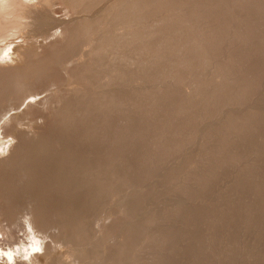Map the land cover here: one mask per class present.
Instances as JSON below:
<instances>
[{
  "label": "rangeland",
  "instance_id": "rangeland-1",
  "mask_svg": "<svg viewBox=\"0 0 264 264\" xmlns=\"http://www.w3.org/2000/svg\"><path fill=\"white\" fill-rule=\"evenodd\" d=\"M60 1L57 2V0H53V2H52V0H50L49 1L50 3L46 2L48 4V5L47 4L46 5L48 6L49 9H51L50 7L52 6V4L54 5V6H52V9H51V11L53 12V19L57 20V18H58V20H59L62 18L61 16H63L62 21H64L65 17H67L66 20L64 21V23H66L65 25L67 27L65 25H64L65 26L64 28L62 26H59V27H62L61 28V30H62L61 35L57 36L55 38H52V39H49V37H52L53 35L46 37V39L44 38L45 36L44 37L39 36L40 38H44V40L49 41L48 43L40 42L41 44H38V46H40V45L41 46L44 45V47L46 46L45 50H44L43 46L42 47L40 46L41 48H39L36 45L35 47L30 48L28 50V53L29 52L32 53L34 50L36 51L38 49V52H40L39 55L42 54L41 51H43V53L45 51L44 55H46V52H47L46 58L48 57L49 59H52V58H50L53 55L51 53H54L53 60L55 58H58V55L62 56L64 53H68L70 55L71 51H74V49H75L74 46H76V45L78 46V44L75 42V45L72 46L70 43L73 40H72V37L69 35L70 32L69 33L68 32L64 33V32L67 30H70L71 26H73V25H74L73 26L74 28H71V30L74 29V32L77 33V35L76 34L75 35L77 36V38L80 39V40L77 39L78 40L77 42H82L81 40H83L84 41L82 43V45H83L87 41V46H85L86 45V43H85V45L82 46L83 48L81 47L82 49L79 48L81 50L80 52H77V53L75 52L76 54H79V55L74 56L75 58L78 56V58H77L78 60L73 58L72 61L70 60V62L67 64L66 63L64 64V62L61 64V61H60V63H59L60 66H58L57 63L59 62V60H58L60 58V56H59V58L57 59L58 61L55 62L56 61L55 60L54 64H51L52 67H54L55 65H56V67L51 68V66H50L48 70L46 69L50 74V70L57 68V69H55V71L52 70L51 72H53V73L50 75L48 74L47 71L46 72L44 71L42 73L41 72L35 73L36 75L33 74L32 72H30L31 73L29 76V77H31L30 80L32 83L35 82L36 84H37V82L41 83L42 80L44 81V80H46V78L48 79V81H50V80L52 81V79L56 80V78H54V76L56 75L55 77H57V80L59 81V82H57V80H56L58 86H56V84H55L54 88L51 87L52 88L51 90L57 89L58 91L59 90L60 91L58 92L57 90H55V91H57V92L54 91L55 93L53 94L55 101L50 100V101H52V103L51 102H49V103L52 105L47 104L45 106V107H47L45 109V112H44L46 119L45 118L43 119V123H38L37 120H39V119H37L35 121V122H37V124L42 129H40V127H39L38 131H37L38 128L35 130H33V129L31 130V128L26 129L25 128L26 126L29 127L28 123L26 122V125H24L23 129H24V132H27L28 136L24 135V133H23L21 136L22 138H20V140L15 139L14 143H13L14 145L12 144L11 147H9V146L1 147L0 146L1 148H3V152L6 153L0 159V168H1L0 169V186H1L0 188H2L4 190V192H2V193L6 197L5 198L4 196L3 197L0 196V198H3V200L1 199L2 202L7 203L6 204V207H7L8 205L12 206L11 203L14 204V202L16 201L15 204L13 205V207H15V209L12 207V213L13 212L16 213L17 212L16 209L18 208L19 204L22 205L20 203V200L23 199L21 196L23 195V197L26 201L30 199V195H27L29 192V191L27 192V189L29 190L32 187L28 188L29 184L25 183L26 185L24 184L25 185L24 186V185H21L22 181L20 182V179L26 178L23 176L26 173V172H23L26 170V168L23 166V164L26 165L24 162V161H26L25 160L26 157H24V152L26 153L29 150L28 148L30 146H33L34 144H36V141H37L36 139L39 140V138H41V139L44 138V140H46L49 138V141H54V142H52V145H54V147L51 146V148H52V150H50L51 153L53 151H55V152H53L54 154H59V156H62V154L64 155V153L71 152L69 150H71L72 147H75L72 149H74L75 152L78 151L77 154L78 153L80 154V152L82 151L81 154L84 156V158L86 157L88 159V160L84 159L83 156L80 155L81 159L83 158V160H85V162L90 161L92 163V162H94V160L97 162V163L95 162V164L98 167L95 166L94 163H92V165H93V167L95 166V168L97 167V169H95V168L94 169L98 170L100 172V174H98L99 173L98 171L93 170V171H95L94 175H96V177L99 179V181L105 180V179H106V181L109 180L108 182H106V181L98 182V179H97L96 184H95L96 185V187H95L96 193H98L97 194L98 200L101 197L100 196L101 192L105 191V190H101V186H99L100 187L99 188L97 185L99 183H102V185L105 184L108 188L107 194H109V196L108 195L107 196L109 198L106 197V198H108L106 200V202H105V200H103L104 202L101 203L104 205L101 206V204L98 202L99 201L102 202V200L98 201L97 199L96 200L98 202L95 201V202H93V204H92V202H86V199L88 201V196H87V193L83 192L84 189H81V192H83L84 195H83V193H81L80 194L81 196L79 197L80 199L78 200V198H77L78 202L76 200L75 204L73 203V205L76 207V208L75 207H73V208L79 209V210H81V212H83V210L85 212L87 211L86 215L88 213L91 214L92 217L96 216L95 214H98L99 217L101 216V214H103V216L105 215L104 217L101 216L102 219L103 218L105 219L104 222H102V225L100 224V222H98V225L97 224L96 225H90L93 223H89V224L86 223L85 224V222H87V221L90 222L92 220V218H89V219H86L83 221L85 226L90 225V226H87L89 230L92 229L91 233L88 230L89 234H91V235L92 234L93 235L98 234V235H96L97 237L96 236L93 237L94 241H97L100 239L99 244L102 242L101 243L102 245H98L99 247L97 246L95 248V250L100 251V249L103 248L102 251H100L101 253L98 251L99 253L97 255H100V256H98V257L96 256L93 259H89L90 260L89 262L87 260L88 264H97V263L98 264H106L105 261L109 262V261H111V259H114V261L112 260L111 261L112 263H109V264H116V263L120 264V263H122V261L124 264H128L129 261H132L129 264H132V263L133 264L134 263L135 264L136 263L137 264H264V0H169V1L168 0H152V1L151 0H121V1L120 0H113V1L107 0V3H106V0H98V1L97 0H81L84 6H85V4H87L86 5L87 11L83 12V14L79 15V18H78L79 20H72V19H75L73 17L74 14H72L73 12H69V10H66V9H71V8L67 7L68 5L64 6V8H63V4L65 2L62 4V1H61V3H60ZM118 1L120 3H118ZM109 2H112V3H109ZM124 2H126L127 4H125ZM113 3H117L119 7L118 6L117 7L113 6V8H112V6H111V8L107 7V6L112 5ZM121 4H124V6ZM83 5L81 6V8H86ZM114 5H116V4H114ZM65 7H67V8L65 9ZM103 7H105L104 10H103ZM107 8H108L109 12H108ZM75 10L76 9H74V11ZM114 10H115V13H114ZM71 11H72V9H71ZM69 14L70 15L72 14L73 16L72 15L70 16ZM70 17H71V19H70ZM80 17H81V19H80ZM85 17H87V18H85ZM28 18H29V21L31 20L30 21L31 24H33L35 22V21L32 22L33 19L31 17H28ZM125 18H126V20H125ZM122 20L123 21L125 20V21L122 22ZM177 20H178V22H177ZM72 21H73V23H72ZM77 21L79 23H77ZM95 21H97V22H95ZM102 21H104V23ZM69 22L71 23L70 27H69V25H70ZM35 23L33 24L34 26L33 25L31 26V30H33V31L37 30V27H38L37 23L35 26ZM117 23H118V25H117ZM220 25H221V27H220ZM250 25H252V26H250ZM108 26L109 27L111 26V27L109 28ZM33 27H35L36 29H34ZM57 27L58 26H56L53 29L50 27V29H51V30H49L50 33H54L53 30L56 29ZM75 27H79V28H75ZM120 30H121V32H120ZM110 32H112V33H110ZM125 32H126V35H124ZM35 33L36 32H34V35H36ZM120 33H123V35L125 36V38H124L125 40L123 41L124 45L122 46V42H120V41H122V39H123L122 38V39H119L120 40L119 41V47H117L115 44L118 45V43H116L117 39L115 37H117V35H118V37L120 38ZM127 33L129 34V36ZM133 33H134V36H133ZM28 34H29V32L27 33L26 37L28 36ZM30 34H29V37H34L33 33L30 32ZM78 34H80V35H78ZM107 34H108V36H107ZM112 34H113V36H112ZM123 35H121V37ZM131 36H133V38H131ZM29 37L26 39L27 41H30ZM86 37H88L89 42H88V39ZM127 37H129V39ZM35 38H36V36H35ZM35 38H33L34 42H35ZM137 38L139 39V41ZM100 39H102V40L100 41ZM31 40H32V38H31ZM93 40H94V42H92ZM35 43H37V42H35ZM56 43H57V46L55 47ZM88 43H90L89 44L90 46H88ZM92 43H94V44H92ZM120 43H121V46H120ZM52 47H54V48L52 49ZM93 47L94 48L100 47L99 48L100 50L99 51L97 50L98 51L97 52ZM79 49H78V51H79ZM31 50H32V52H31ZM88 50H90V51H88ZM199 50L202 52H199ZM54 51H58V53H56ZM85 51H87L89 53L92 51V56L95 55V56H93L95 59L93 58L91 63H93L95 61L96 62L93 63L92 65L90 64V66H89V70H90L89 72L90 73L88 72L89 73L88 75H86V73L84 74V72H82V74L80 73V75H79L80 69L78 70L77 68H80L79 65L81 66L82 65L81 63L86 61L87 60L86 58H88L87 52H85ZM252 51H254V52H252ZM48 52H50V53H48ZM100 52H102V54ZM124 53H125V55L127 53V55H126L127 57L124 56ZM163 53H165V54H163ZM48 54H50V57L48 56ZM82 54L83 55L86 54L85 57L86 56L87 57L85 58L83 56V58H84L83 59L81 57ZM31 56L34 59H38V57H39V56H37V54H34V53H32L30 55V57ZM63 56L66 57L68 55H63ZM111 56H113V57H111ZM121 56H123L122 59H121ZM79 57H81L82 59H79ZM175 57H177V58H175ZM110 58H112V59H110ZM60 59H62V57ZM73 60H74V62L76 61L75 63L77 64V65L75 64L74 67H72L74 64ZM102 60H103V62L106 60L104 65L102 64L103 63ZM130 60H132L133 64L130 63L131 62ZM97 61H99V62H97ZM100 61L102 63H100ZM136 62H138V63H136ZM78 63H79V65H78ZM119 63H120V65H119ZM68 65H71V66H68ZM121 65H122V68H121ZM57 66L59 67V69ZM115 66H116V69H115ZM124 66H125V69H123ZM74 68H76L75 71H74ZM145 68H146V70H145ZM91 69H92V71H91ZM99 69H101V70H99ZM118 69L119 70L121 69L120 71L122 74L120 73V71H118ZM57 70H59V71H57ZM115 70H117V71H115ZM61 71H62V73H61ZM106 71L107 72L112 71V72L107 73ZM77 72H78V75H77ZM94 72H95V74H94ZM205 72H206V74H205ZM45 73H47V74L45 75ZM74 73L76 75H74V77H73L72 74H74ZM98 73L100 75V78H99ZM57 74H59V75H57ZM108 74H109V76L107 78L106 75H108ZM120 74H121V76H120ZM89 75H91V76H89ZM110 75H112V76H110ZM44 76L45 77L47 76V77L45 78ZM75 76H77V77H75ZM87 77H89V78H87ZM95 77L97 79H99L100 83L102 81L101 84L104 85V87H102V88L104 89V92H106L107 99L109 101H106L105 106H104L105 109H102V108H104V107H102V108H100L101 110L92 108L91 106H93V105L90 104V106H88V107H91V108H88V110L90 109L89 113L91 112V114H86L88 112L87 110H85L86 113L84 112L82 114L80 112V110H83V109H80L78 107V102L81 101L80 99H83L81 96L82 93L80 94V92H76L77 89H75V91H73L74 90L73 88H75V87H79V88L83 87L84 88L86 85L91 83L90 82L91 79L95 80ZM190 77H192V78H190ZM55 80H53V81L55 82ZM94 80H92V82H94ZM106 80H107V82H106ZM110 80H112V81H110ZM73 81L77 82V83H73ZM214 81H215V83H214ZM189 82H191V83H189ZM59 83H60V85H59ZM82 84L84 86H81ZM106 84H107V86H106ZM149 85H150V87H149ZM114 86H116V87H114ZM71 87H73V88H71ZM70 88L73 89L71 92H69ZM62 89H63V92L60 93L62 91ZM161 89H162V91H161ZM51 90H49L46 93L50 94ZM174 92H175V94H173ZM46 93H44L45 97H46ZM57 93H59V94H57ZM70 93L72 96L70 95ZM108 93H110L111 95ZM49 94H47V95H49ZM56 94L58 95L57 98L55 97ZM163 94H164V96H162ZM73 95H75V96H73ZM145 95H146V97H145ZM77 96L80 99L76 100L78 98ZM139 96H141V97H139ZM42 97L44 98L43 95H42ZM83 97H85V95H83ZM56 99H57L58 103H56ZM170 101L172 102V104ZM175 101L177 102V104L175 103ZM68 102H70L69 105H68ZM157 103H159V104H157ZM64 104H65V106H64ZM167 106H169V108ZM83 107H85V106H83ZM174 107H175V109H174ZM188 109H189V111H187ZM64 110H65V114H64ZM72 110H74V113L76 115L74 113H72L73 112ZM108 110H109V112H108ZM66 111H68V112H66ZM92 112H94V113H92ZM68 113H70L71 115ZM59 114H61L60 117H59ZM84 114H86V116ZM93 114H95V115H93ZM56 116H58L57 118L59 121L55 120V119H57ZM61 116L64 117V119H62ZM66 116H68V117H66ZM78 116H80V117L82 116L81 119H79L80 117H78ZM170 116H171V118H170ZM71 117H72V119L75 118V120H72ZM95 117H96V119H95ZM146 117H147V119H146ZM83 118L87 121L83 120ZM93 118L95 119V121ZM105 118H106V121H108V123L105 121ZM66 119H68L67 120L68 122L66 121ZM63 120L66 122H64ZM73 121H75V122H73ZM83 121L85 123H83ZM91 121H93V122L91 123ZM46 122H48L50 124L47 125ZM56 122H60V123H56ZM93 123H95V125ZM44 124H46L48 127L46 125L44 126ZM102 124L103 125L105 124V125L103 126ZM72 125L76 127V128L74 127L75 130L73 129ZM97 125H99V126H97ZM52 126L53 127L55 126L54 128L55 129L57 128L58 131L56 132L57 129L55 130ZM61 126L63 127V129ZM47 128H48V130H47ZM80 128H82L83 130ZM87 128H89V129H87ZM90 128L91 129L95 128V129H93L94 130L93 133H92V131H90ZM61 129H62V131H61ZM65 129H67L69 132ZM44 130H47V131H44ZM50 130H52V131L54 130L55 132H53V134H52V131H50ZM87 130L90 133L87 132ZM35 131H37L38 133ZM76 131H78V133H76ZM83 131L86 132V134L83 133L84 136L83 135L81 136ZM103 131L105 133L107 132L108 135L103 133ZM116 131H118V132H116ZM121 131H122V133H120ZM187 132H188V134H187ZM66 133H68V134H66ZM119 133L121 134V136ZM143 133H146V134H143ZM197 133H198V135H197ZM47 134H49L50 136ZM94 134L95 135L98 134V136H95ZM99 134H101V135L103 134V135L101 136ZM122 134H123V136H122ZM34 135H35V137H33ZM69 135H70V137H66ZM76 135H77V137H76ZM86 135H87V137H86ZM59 136H62V137L59 138ZM78 136H80V137L78 138ZM112 136H115V137L112 138ZM117 136H119V137H117ZM138 136H139V138H138ZM73 137H75L76 140ZM83 137L84 138L86 137V138L84 139ZM29 138L30 139L33 138V139L29 140ZM68 138L70 139L71 142L69 141ZM94 138H96V139H94ZM110 138H112V139H110ZM26 139H27V142H26L27 145L25 144ZM80 139H82V140H80ZM89 139L90 140L92 139L91 140L92 143H89L90 146L87 144V142H89ZM64 140H66V141H64ZM83 140H86V141H83ZM2 141H3V138H2ZM23 141H24V143L22 144L23 146H21L20 143H22ZM32 141H34L35 143L34 144L32 143V145H31ZM56 141H57V143H56ZM74 141H76V142H74ZM93 141L96 144L93 143ZM169 141H170V143H169ZM65 142H66V144H65ZM114 142H116V143H114ZM137 142L139 145L137 144ZM63 143H64V145H63ZM74 143L76 146H72ZM130 143H132V144H130ZM251 143H252V146H251ZM24 144L26 146H28V145H30V146L26 147ZM79 144H81V145H79ZM91 144H93L94 146H91ZM99 144H101V145H99ZM67 145H69V146H67ZM19 146H21V147H19ZM59 146H60V149H59ZM88 147L90 149V155L92 152H94L92 154L94 157L88 155V153H89V150L87 149ZM16 148H19L20 150L16 149ZM21 148H22L23 152H22ZM137 148H139V149H137ZM245 148H246V150H245ZM5 149H6V151H4ZM9 149L10 150L15 149V150L10 151ZM66 149H69V150H66ZM8 150H9V152H8L9 154L7 153ZM57 150L59 153L57 152ZM64 150H65V152H64ZM15 151H17V152L20 151L19 153H22V154L19 156H23V158L22 157L20 158L22 160L16 159V161H18V162L14 163V165L13 164L11 165L10 163H12L14 161V159H13V161L11 162V159H10L12 154L13 153L19 154ZM72 152H73V150H72ZM10 154H11V156H10ZM15 154H14V156H16ZM85 154H87V155L85 156ZM109 154H111V155H109ZM112 154H114V155L112 156ZM89 156L91 157V159H93V158L94 159L91 161V159H89L90 158ZM170 156H172V157H170ZM109 157H110V159H109ZM112 157H115V158H112ZM117 158L118 159L120 158L122 160H117ZM184 158H186V159H184ZM83 160H80V161L83 162ZM109 160L110 161L112 160L114 163L112 161L110 162ZM115 160H117V161H115ZM107 161H109V163H112L110 165L112 167V168L110 167L111 168L110 170H108L109 169V165H108L109 163ZM82 162H81V164H79V166L76 167V168L79 167L82 169V170H80L78 168L79 171H82L81 173H83L84 169L86 170V168H87V166L86 167L85 166L80 167L82 165ZM175 163H176V167H175ZM83 164L85 165V163H83ZM105 164L108 165V169L105 167ZM4 166H5V168H3ZM14 166L17 167L16 168L17 170L16 169H14V170L16 171V173H18V175L16 174L15 177L18 176L17 178H19V180L15 177H11V178H13V180H11V178L8 177L10 175V172L13 174V172L10 170H13ZM22 166L24 168H21ZM170 167H171V169H169ZM2 169L8 170V171L2 170ZM40 169H42V167H40L39 170ZM119 169L122 171H120ZM123 169H125V171ZM131 169H132V171H131ZM116 170H117V172H116ZM17 171H20V172H17ZM105 171L108 173H106ZM149 171H151V172H149ZM22 172H23V174H22ZM39 172H41V170ZM121 172H122V174H121ZM46 173H48V172L46 171ZM104 173H106L108 176ZM14 174H15V172H14ZM19 174H21V175H19ZM64 174H67V172H65ZM5 175L11 181L15 180V182L18 183L19 186L16 184L17 188H19L21 186H22V188H20V189L16 188L15 189L14 188V187H16V186H14L15 184L12 185L11 181L7 180L5 178ZM97 175H99V176H97ZM105 175L107 176V178L105 177ZM111 175H113V176H111ZM125 175H127L126 178L124 177ZM58 176H59V174H58ZM61 176L63 177V175H60L59 177L62 178ZM64 176H65V178L67 177V175H64ZM114 176H117V177L114 178ZM119 176L121 178L120 179L121 181H118ZM177 176H178V178H177ZM2 177H3V179H2ZM128 177L129 178L132 177L131 180ZM133 177H134L135 181L133 180ZM182 177H184V178H182ZM67 178L65 181H67ZM79 178H80V175H79ZM113 178H114V180H113ZM122 179H123V181H122ZM43 180H41V181H43ZM49 180L48 179L44 180V181H47V184H46V182H45L46 185L44 184L46 187L48 186L49 183L51 185L55 183V181H53V179L50 181ZM3 181L7 182V183L10 181V183H8V184L12 185L14 187L10 188L12 186H9L8 184H7V186L4 185ZM41 181H40V184H41ZM44 181L42 182V184L44 183ZM127 181H129L128 184H127ZM1 182H2V185H1ZM36 182L39 184L38 181H36ZM51 182H53V183H51ZM117 182L119 184V187L117 185ZM120 182H121V184H120ZM130 182H132V183H130ZM35 183L33 184V186L36 185ZM112 183H115L117 186L115 184H112ZM133 183H135V184H133ZM146 183H148V184H146ZM165 184H166V186H165ZM178 184H180V185H178ZM30 185L32 186V184H30ZM109 185H110V188L108 187ZM111 185H113V186H111ZM126 185H127V187H126ZM3 186H5V187H3ZM142 186H143V188L141 191ZM5 188H7V189H5ZM8 188H9V191L13 190V189L16 190V191H14V194H16L15 192H17V190H20V191L22 190L23 192H20V191L17 192V193L21 194V195H19V197H21L22 199H19L18 197H16V196H18V194L14 196L13 192H8L9 194H8V196H6ZM48 188H49V186H48ZM130 188H133V189L130 190ZM202 188H203V190H202ZM102 189H104V188L102 187ZM117 190L118 191L121 190V191L118 192ZM124 190H125V193H124ZM129 191H131V192H129ZM135 191H137V193ZM261 191H263V192H261ZM35 192H37V190H35ZM49 192L50 191L46 192V193H48L47 195L45 194L46 197L44 196V194L42 192H39V193H40V195H41V193L43 195L40 196V195H38L39 194L38 193V194H34L33 197H35V195H37L38 197L40 196V198H42L43 200L40 198H38V199L42 200L43 202L45 201L44 199L46 198V201H45L46 205L45 206L49 207V205H47V202L49 201V198L52 195H55V192H52V191H51V193H49ZM113 192H115V194ZM126 192L127 193L129 192L131 194L128 195L129 193L127 194ZM52 193H54V194H52ZM120 193H122V194H120ZM140 193L141 194L144 193V194H142L143 198H142ZM152 193H153V195H152ZM166 193H168V194H166ZM3 194H0V195H3ZM102 194H104V193L102 192ZM123 194H124V196L128 195L127 197H128V199L129 198L130 199L129 200L126 199L125 202L123 204H121L123 201L121 200L122 197H120V196H122ZM9 195H12L11 197H14V198H7V197H10ZM131 195L133 196V198H135V201H134V199L132 200ZM47 196L48 197L50 196V197L48 198ZM55 196H58V195H55ZM144 196L147 199H145ZM53 197L54 196H52V198ZM81 197L83 199H84V197H87V198H85L83 200ZM17 198H18L19 202L17 201ZM54 198L58 199L59 196L54 197ZM148 198H149V200H148ZM175 198H176V200H175ZM9 199L10 200L13 199L14 201H10ZM119 199L122 201V202L119 201V203L121 202L119 204L120 206L117 204ZM22 201H24V200H22ZM50 201L52 202L51 198H50ZM129 201H131L130 204L133 203V204H131V206H133L134 208H132L130 205H128ZM51 202H50V204H51ZM113 202H116L117 205L114 204V206H113ZM143 202H144V204L142 205ZM182 203H184V204H182ZM83 204H85V205H83ZM88 204L91 206L89 207ZM98 204H100V205H98ZM171 204H173V205H171ZM227 204H229V205L227 206ZM78 205H80V206H78ZM123 205H124V207H123ZM140 205L142 208L140 207ZM51 206H50V208H52ZM116 206H118V207H116ZM137 206H139L140 208L139 207L137 208ZM99 207H101V208L99 209ZM153 207H155V208H153ZM95 208H96V210H95ZM127 208H128V210H126ZM19 209L20 208H18V211H20ZM97 210H99V211H97ZM92 212L93 213L97 212V213L93 214ZM15 213H13V215H15ZM99 213H100V215H99ZM129 213H132V214H129ZM54 215L55 214H53L52 217ZM126 215H128V216H126ZM17 216H19V215L17 214ZM79 216H77V217H79ZM106 216H107L108 220H107ZM131 216H132V220H131ZM52 217H51V219H54V221L57 220V218L55 216H54L55 218L54 217L52 218ZM128 217L130 219H128ZM133 217H135V218H133ZM69 219L71 220L72 218H69ZM69 219H67L66 221H68ZM99 219L101 220V218H99ZM164 219H165V221H164ZM125 220H127V221L125 222ZM159 220L161 221V223ZM119 221H120V223H119ZM130 221L132 224L130 223ZM127 222L129 223L128 225H126ZM154 222L156 224H154ZM2 223L6 224L7 222L6 223L2 222ZM77 223L75 221L73 223L74 226L77 227ZM129 225L132 227L129 228ZM52 226H54V225H52ZM126 226L128 227V230H127ZM133 226H134V228H133ZM143 226L146 227L144 230H143V228H144ZM93 227H95V229H96L95 233H93L94 232ZM54 228H53L52 233H51V230H52L51 228H49V229H51L50 231L48 229V232L52 235L58 236L60 233V229L57 226L56 227L54 226ZM97 229H99V230H97ZM137 229L138 230L141 229V230L138 231ZM152 229H154V230H152ZM130 230H131V232H130ZM142 230H143V232H142ZM107 231H108V233H107ZM134 232L135 233L138 232L136 234L138 236L139 235L140 236L138 237L136 234H134ZM150 232H151V234H150ZM19 233H22V230L18 231V230H16V228L15 229L13 228V231L11 230V231L7 232L8 235L10 234L9 238L7 240L3 241L4 243L3 242L0 243V246H3V244L12 245L15 241L20 240L21 238L24 239L25 235L21 236V234H19ZM14 235H16V236H14ZM62 235H64V233ZM152 236H154V237H152ZM160 236H162V237H160ZM11 237H14L13 240ZM103 237H105V239ZM133 237L134 238L138 237V239L136 238V240H135ZM124 239H125V241H124ZM49 240H48V242H49ZM61 240L62 241H58L59 244H58V242H57V244L63 246V250H61L59 247L56 246L57 251L53 255L56 259L63 256L66 252H68V250H70V252H72L71 249H73V250L82 249V247H83L82 245H78V244L74 245L73 242L72 243L69 242L68 244H70V245H68L67 242H65L64 237ZM122 241L124 242L125 246L123 245ZM130 241H132V242H130ZM60 242H61V244H60ZM62 242L63 243L65 242L64 244H66V245H63ZM103 242H105V243L103 244ZM134 242H135V244H134ZM145 242H146V244H145ZM119 245H120V247H119ZM165 245H167V246H165ZM80 246H82V247H80ZM121 246H123L124 248H122ZM167 248H169V249H167ZM123 249H124V251H123ZM118 250H119V252L122 250L121 251L122 254L119 252H116ZM148 251H150L149 252L150 255L148 254ZM113 252L114 253L116 252L115 257L113 255L114 254ZM127 252H129V253H127ZM126 253H127V255H126ZM119 254L121 256L124 255V256H122L123 258ZM69 255L71 256V254H69ZM79 255L81 257V254H79ZM108 255L110 257L113 255V257H111V259H108L109 261L105 260V257L106 256L108 257ZM116 257L121 259V262H118L120 260L117 259ZM124 257H125V259H124ZM73 259H72L73 263L71 262V264H74V263L75 264H82V263L84 264V262H82V260H81L82 258L79 259V258L73 257ZM115 261H116V263H115ZM93 262H95V263H93Z\"/></svg>",
  "mask_w": 264,
  "mask_h": 264
},
{
  "label": "bare ground",
  "instance_id": "bare-ground-1",
  "mask_svg": "<svg viewBox=\"0 0 264 264\" xmlns=\"http://www.w3.org/2000/svg\"><path fill=\"white\" fill-rule=\"evenodd\" d=\"M50 0H37V2L35 3V4H32V3H27V4H24L23 3V0H18V2L19 3H21L22 5H23V7H22V9H20V8H18L17 9V14H19L21 11H22V14L24 15V16H26V17H31L32 19H33V21L32 22H36L37 23V30H31V26L35 23H33V24H29V26H28V30H27V32L24 34V39H25V41H27L26 39L29 37V34H30V32L31 33H33V36L34 37H29V39H30V41H27L26 43H24V44H20V45H18L17 47H16V49L14 50L17 54H18V59H17V61H16V63L14 64V65H6V66H0V120H2L3 121V123L2 124H0V131H2V136H3V141H2V139L0 140V146L1 147H7V146H9V147H11L12 146V144L14 143L13 141L15 140V139H18V140H20V138H22L21 136H22V134L24 133V135H27L28 136V134H27V132H24V129H23V127H24V125H26V122L28 123V126L29 127H25L26 129L27 128H31V130L33 129V130H35V129H37V131L39 130V125L37 124V122H38V120L37 119H40V118H42V119H44L45 118V115H44V112H45V109L47 108V107H45L47 104H50L49 102H51L52 103V101L54 100L55 101V98H54V93L55 92H57L58 90L57 89H55V90H57V91H55V90H51L52 88H54V85L56 84V86H58V84H57V82H59L58 80H57V77H55L54 76V78H56V80H57V82H56V80L55 79H52V81L50 80V81H48V79L46 78V80H42V82L40 83H38L37 82V84L34 82V83H32L31 82V77H29L30 76V72H32L33 74H35V73H42V72H46L48 69H49V67L51 66V68H54V67H56V65L54 66V67H52V65L51 64H54V61L55 62H57L58 60H59V62L57 63L58 64V66H60L59 65V63H60V61H61V64L64 62V64L66 63H69L70 62V60L72 61V59L73 58H75L74 56L75 55H79V54H76L77 52H80L81 50L80 49H82L83 47V45H85V43H86V45L85 46H87V41L82 45V43L84 42L83 40H81L82 42H77L78 40H80L79 38H77V33H75L74 32V29H72L71 30V28H74L73 26H71V21L69 22L70 23V25H69V27L71 26V28H70V30H67V31H65L64 33H66V32H70L69 33V35L72 37V40L73 41H71V45L72 46H74L75 45V42L78 44V46L76 45V46H74L75 47V49H74V51H71V53H70V55L68 54V53H64L63 55H68V56H66V57H64L63 55L62 56H60V55H58V58H59V56H60V58L62 57V59H58V58H55L54 60H53V55H54V53H51V54H53L52 55V57H50V54H48V56L50 57V58H52V59H49L48 57L46 58V55H47V52H46V55H44L45 54V51H44V53H43V51H41V53L42 54H40L39 55V53L40 52H38V49L35 51H33L32 52V50H31V52L32 53H34V54H37V56H39L38 57V59H34V58H32V56L30 57V55L32 54V53H28V50L30 49V48H33V47H35L36 45L38 46V44H41V43H35L33 40V38H35V36L36 37H39V36H45L44 38L46 39V37H48V36H51V35H54V33H50V31L49 30H51L50 29V27L53 29V28H55L56 26H62L63 28L66 26L65 24L66 23H64V21L66 20V18H65V20L64 21H62V19H63V16H61L62 18L61 19H59L58 20V18H57V20H55V19H53V12L51 11V9H52V6H54L53 4H52V6L50 7L51 9H49L48 8V4L46 3V2H49ZM60 1V0H59ZM58 0H57V2H59ZM62 1V4H63V8H64V6H67V7H69V8H71L72 9V11H71V9H66L67 7H65V9L66 10H69V12H73L72 14H74V18L75 19H72V20H79L78 18H79V15H81V14H83V12H86L87 10V4H85V6L83 5V3H82V1L81 0H61ZM61 1H60V3H61ZM98 1V0H97ZM96 1V2H97ZM109 1H113V0H109ZM121 1V0H120ZM152 1V0H151ZM169 1V0H168ZM52 2H53V0H52ZM95 2V3H96ZM105 2V1H104ZM115 2V1H114ZM127 2V1H126ZM126 2H124L125 4H127ZM154 2V1H153ZM50 3V2H49ZM106 3H107V0H106ZM109 3H112V2H109ZM118 3H120L119 1H118ZM157 3V2H156ZM47 4V5H46ZM56 4V3H55ZM66 4V5H65ZM102 4V3H101ZM114 4H116V5H114ZM158 4V3H157ZM170 4V3H169ZM84 6V7H86V8H81V6ZM121 5H123L124 6V4H121ZM120 5V6H121ZM175 5V4H174ZM187 5V4H186ZM225 5V4H224ZM240 5V4H239ZM56 6V5H55ZM99 6V5H98ZM111 6H112V8H113V6L114 7H117L118 6V4L117 3H113L112 5H110V6H107L108 8L110 7L111 8ZM136 6V5H135ZM62 7V6H61ZM60 7V8H61ZM119 7V6H118ZM155 7V6H154ZM161 7V6H160ZM55 8V7H54ZM53 8V9H54ZM104 8L105 7H103V10H104ZM108 8H107V10H108ZM121 8V7H120ZM151 8V7H150ZM214 8V7H213ZM74 9H76L75 11H74ZM84 9V10H83ZM101 9V8H100ZM122 9V8H121ZM128 9V8H127ZM235 9V8H234ZM82 10V11H81ZM118 10V9H117ZM129 10V9H128ZM96 11V10H95ZM221 11V10H220ZM108 12H109V10H108ZM122 12V11H121ZM58 13V12H57ZM114 13H115V10H114ZM125 13V12H124ZM220 13V12H219ZM218 13V14H219ZM233 13V12H232ZM56 14V13H55ZM99 14V13H98ZM102 14V13H101ZM128 14V13H127ZM244 14V13H243ZM63 15V14H62ZM70 15V14H69ZM70 15V16H71ZM119 15V14H118ZM223 15V14H222ZM248 15V14H247ZM91 16V15H90ZM100 16V15H99ZM126 16V15H125ZM200 16V15H199ZM254 16V15H253ZM55 17V16H54ZM84 17V16H83ZM108 17V16H107ZM56 18V17H55ZM85 18H87V17H85ZM97 18V17H96ZM123 18V17H122ZM127 18V17H126ZM126 18H125V20H126ZM130 18V17H129ZM163 18V17H162ZM69 19V18H68ZM70 19H71V17H70ZM80 19H81V17H80ZM108 19V18H107ZM167 19V18H166ZM210 19V18H209ZM99 20V19H98ZM121 20V19H120ZM124 20V21H125ZM133 20V19H132ZM169 20V19H168ZM31 21V20H30ZM123 20H122V22H124ZM150 21V20H149ZM181 21V20H180ZM203 21V20H202ZM228 21V20H227ZM95 22H97V21H95ZM103 23H104V21H102ZM162 22V21H161ZM177 22H178V20H177ZM221 22V21H220ZM36 23H35V26H36ZM72 23H73V21H72ZM77 23H79L78 21H77ZM99 23V22H98ZM111 23V22H110ZM154 23V22H153ZM163 23V22H162ZM188 23V22H187ZM196 23V22H195ZM247 23V22H246ZM89 24V23H88ZM91 24V23H90ZM96 24V23H95ZM107 24V23H106ZM122 24V23H121ZM160 24V23H159ZM65 25V26H64ZM78 25V24H77ZM84 25V24H83ZM100 25V24H99ZM103 25V24H102ZM117 25H118V23H117ZM130 25V24H129ZM155 25V24H154ZM34 26V25H33ZM81 26V25H80ZM92 26V25H91ZM90 26V27H91ZM98 26V25H97ZM237 26V25H236ZM250 26H252V25H250ZM9 27H10V25L9 24H6L3 20H0V32H2V33H4V34H6L7 33V31H8V29H9ZM57 27V28H58ZM62 27H59L60 29L62 28ZM67 27V26H66ZM109 27V26H108ZM111 27V26H110ZM109 27V28H110ZM113 27V26H112ZM117 27V26H116ZM130 27V26H129ZM128 27V28H129ZM176 27V26H175ZM185 27V26H184ZM220 27H221V25H220ZM34 29H36L35 27H33ZM75 28H79V27H75ZM105 28V27H104ZM103 28V29H104ZM118 28V27H117ZM116 28V29H117ZM159 28V27H158ZM69 29V28H68ZM86 29V28H85ZM92 29V28H91ZM107 29V28H106ZM126 29V28H125ZM88 30V29H87ZM86 30V31H87ZM101 30V29H100ZM108 30V29H107ZM110 30V29H109ZM130 30V29H129ZM128 30V31H129ZM164 30V29H163ZM54 31V30H53ZM81 31V30H80ZM116 31V30H115ZM125 31V30H124ZM134 31V30H133ZM183 31V30H182ZM29 32V34H28V36L26 37V35H27V33ZM34 32H36L35 34L36 35H34ZM119 32V31H118ZM120 32H121V30H120ZM110 33H112V32H110ZM132 33V32H131ZM135 33V32H134ZM134 33H133V36H134ZM76 34V35H75ZM128 34V33H127ZM139 34V33H138ZM143 34V33H142ZM149 34V33H148ZM239 34V33H238ZM31 35V34H30ZM75 35V36H74ZM78 35H80V34H78ZM121 35H123V33H120V38L118 37V35H117V37H115L116 39H117V42L116 43H118V45L117 44H115L117 47H119V39H122V41H120V42H122V46L124 45L123 43V41L125 40L124 38H125V36L124 35H126V32H125V34L121 37ZM140 35V34H139ZM172 35V34H171ZM180 35V34H179ZM95 36V35H94ZM107 36H108V34H107ZM112 36H113V34H112ZM128 36H129V34H128ZM133 36H131V38H133ZM184 36V35H183ZM251 36V35H250ZM57 37V36H56ZM66 37V36H65ZM141 37V36H140ZM173 37V36H172ZM31 38H32V40H31ZM43 38V39H44ZM85 38V37H84ZM87 39H88V37H86ZM90 38V37H89ZM95 38V37H94ZM128 39H129V37H127ZM126 38V39H127ZM136 38V37H135ZM142 38V37H141ZM144 38V37H143ZM169 38V37H168ZM177 38V37H176ZM196 38V37H195ZM78 39V40H77ZM86 39V40H87ZM93 39V38H92ZM138 39V38H137ZM149 39V38H148ZM175 39V38H174ZM181 39V38H180ZM102 39H100V41H101ZM141 40V39H140ZM150 40V39H149ZM196 40V39H195ZM32 41V42H31ZM127 41V40H126ZM138 41H139V39H138ZM169 41V40H168ZM202 41V40H201ZM250 41V40H249ZM88 42H89V39H88ZM91 42V41H90ZM92 42H94V40L92 41ZM97 42V41H96ZM112 42V41H111ZM128 42V41H127ZM126 42V43H127ZM178 42V41H177ZM100 43V42H99ZM98 43V44H99ZM162 43V42H161ZM173 43V42H172ZM43 44V43H42ZM90 43H88V46H90L89 45ZM92 44H94V43H92ZM137 44V43H136ZM135 44V45H136ZM143 44V43H142ZM149 44V43H148ZM168 44V43H167ZM54 45V44H53ZM60 45V44H59ZM109 45V44H108ZM129 45V44H128ZM175 45V44H174ZM41 46V45H40ZM40 46H38L39 48H41L42 46L44 47V45H42L41 47ZM57 46V43H56V45H55V47ZM94 46V45H93ZM106 46V45H105ZM120 46H121V43H120ZM131 46V45H130ZM137 46V45H136ZM159 46V45H158ZM243 46V45H242ZM46 47V46H45ZM45 47H44V50H45ZM51 47V46H50ZM82 47V48H81ZM173 47V46H172ZM54 47H52V49H53ZM80 48V49H79ZM90 48V47H89ZM94 48V47H93ZM100 47H96V48H94L96 51L98 50H100L99 49ZM108 48V47H107ZM260 48V47H259ZM64 49V48H63ZM68 49V48H67ZM78 49H79V51H78ZM93 49V50H94ZM120 49V48H119ZM188 49V48H187ZM107 50V49H106ZM114 50V49H113ZM116 50V49H115ZM121 50V49H120ZM123 50V49H122ZM204 50V49H203ZM51 51V50H50ZM69 51V50H68ZM88 51H90V50H88ZM97 51V52H98ZM127 51V50H126ZM140 51V50H139ZM165 51V50H164ZM189 51V50H188ZM225 51V50H224ZM245 51V50H244ZM36 52V53H35ZM53 52V51H52ZM54 52H56V53H58V51H54ZM65 52V51H64ZM67 52V51H66ZM76 52V53H75ZM84 52V51H83ZM85 52H87V51H85ZM94 52V51H93ZM118 52V51H117ZM153 52V51H152ZM199 52H202V51H200L199 50ZM246 52V51H245ZM252 52H254V51H252ZM256 52V51H255ZM48 53H50V52H48ZM55 53V54H56ZM82 53V52H81ZM89 52H87V56H88V58H86L85 57V55L86 54H82V58H83V56L87 59H85L86 61H84L83 63H81L82 65L80 66L79 65V63H78V65H79V67L80 68H77L76 66V68L79 70L80 69V72H79V75H80V73L82 74V72H84V74L86 73V75H88L90 72V70H89V66H90V64L92 65L93 63H95V62H93V63H91L92 62V60H93V56H95V55H93L92 56V51L88 54ZM101 54H102V52H100ZM104 53V52H103ZM61 54V53H60ZM123 54V53H122ZM121 54V55H122ZM163 54H165V53H163ZM245 54V53H244ZM120 55V54H119ZM126 55H127V53H126ZM125 55V53H124V56H126ZM154 55V54H153ZM169 55V54H168ZM167 55V56H168ZM222 55V54H221ZM256 55V54H255ZM35 56V55H34ZM183 56V55H182ZM191 56V55H190ZM233 56V55H232ZM253 56V55H252ZM81 57H79V59H82ZM111 57H113V56H111ZM117 57V56H116ZM122 57L123 56H121V59H122ZM127 57V56H126ZM155 57V56H154ZM162 57V56H161ZM181 57V56H180ZM197 57V56H196ZM201 57V56H200ZM78 58V56L75 58V59H77ZM153 58V57H152ZM165 58V57H164ZM163 58V59H164ZM175 58H177V57H175ZM182 58V57H181ZM236 58V57H235ZM58 59V60H57ZM84 59V58H83ZM95 59V58H94ZM103 59V58H102ZM110 59H112V58H110ZM156 59V58H155ZM212 59V58H211ZM78 60V59H77ZM101 60V59H100ZM128 60V59H127ZM196 60V59H195ZM206 60V59H205ZM224 60V59H223ZM259 60V59H258ZM80 61V60H79ZM78 61V62H79ZM106 61V60H105ZM105 61L103 62V60H102V62L100 61V63H102L103 65L105 64ZM111 61V60H110ZM131 61V62H130ZM129 62L130 63H132V60H130ZM155 61V60H154ZM73 62H74V60H73ZM76 62V61H75ZM74 62V64H73V66L72 67H74V65L76 64ZM97 62H99V61H97ZM122 62V61H121ZM172 62V61H171ZM193 62V61H192ZM201 62V61H200ZM205 62V61H204ZM246 62V61H245ZM258 62V61H257ZM136 63H138V62H136ZM167 63V62H166ZM180 63V62H179ZM118 64V63H117ZM123 64V63H122ZM133 64V63H132ZM147 64V63H146ZM172 64V63H171ZM77 65V64H76ZM119 65H120V63H119ZM174 65V64H173ZM203 65V64H202ZM57 66V67H58ZM62 66V65H61ZM68 66H71V65H68ZM129 66V65H128ZM137 66V65H136ZM166 66V65H165ZM205 66V65H204ZM107 67V66H106ZM113 67V66H112ZM185 67V66H184ZM50 68V69H51ZM69 68V67H68ZM76 68H74V71L76 70ZM108 68V67H107ZM106 68V69H107ZM120 68V67H119ZM121 68H122V65H121ZM138 68V67H137ZM47 69V70H46ZM55 69H57V68H55ZM55 69H52V70H54L55 71ZM58 69H59V67H58ZM73 69V68H72ZM93 69V68H92ZM92 69H91V71H92ZM102 69V68H101ZM101 69H99V70H101ZM115 69H116V66H115ZM123 69H125V66H124V68ZM135 69V68H134ZM152 69V68H151ZM167 69V68H166ZM197 69V68H196ZM52 70H50V74H52L53 72H51ZM68 70V69H67ZM71 70V69H70ZM108 70V69H107ZM110 70V69H109ZM121 70V69H120ZM119 69H118V71H120ZM139 70V69H138ZM145 70H146V68H145ZM156 70V69H155ZM181 70V69H180ZM191 70V69H190ZM213 70V69H212ZM57 71H59V70H57ZM72 71V70H71ZM73 71V72H74ZM115 71H117V70H115ZM232 71V70H231ZM251 71V70H250ZM261 71V70H260ZM48 72V71H47ZM67 72V71H66ZM89 72V73H88ZM107 72V71H106ZM109 72H112V71H109ZM109 72H107V73H109ZM132 72V71H131ZM136 72V71H135ZM156 72V71H155ZM167 72V71H166ZM55 73V72H54ZM59 73V72H58ZM61 73H62V71H61ZM60 73V74H61ZM120 73H121V71H120ZM126 73V72H125ZM150 73V72H149ZM179 73V72H178ZM215 73V72H214ZM250 73V72H249ZM47 73H45V75H46ZM48 74H49V72H48ZM49 74V75H50ZM94 74H95V72H94ZM101 74V73H100ZM122 74V73H121ZM121 74H120V76H121ZM133 74V73H132ZM156 74V73H155ZM182 74V73H181ZM184 74V73H183ZM190 74V73H189ZM205 74H206V72H205ZM36 75V74H35ZM57 75H59V74H57ZM73 75V77H74V75H76L75 73L74 74H72ZM77 75H78V72H77ZM98 75H99V73H98ZM139 75V74H138ZM170 75V74H169ZM201 75V74H200ZM223 75V74H222ZM52 76V75H51ZM66 76V75H65ZM71 76V75H70ZM89 76H91V75H89ZM103 76V75H102ZM107 76V78H108V76H109V74L108 75H106ZM110 76H112V75H110ZM114 76V75H113ZM125 76V75H124ZM204 76V75H203ZM228 76V75H227ZM75 77H77V76H75ZM93 77V76H92ZM168 77V76H167ZM215 77V76H214ZM213 77V78H214ZM38 78V77H37ZM79 78V77H78ZM86 78V77H85ZM87 78H89V77H87ZM99 78H100V75H99ZM102 78V77H101ZM121 78V77H120ZM161 78V77H160ZM190 78H192V77H190ZM216 78V77H215ZM261 78V77H260ZM64 79V78H63ZM114 79V78H113ZM124 79V78H123ZM131 79V78H130ZM206 79V78H205ZM262 79V78H261ZM36 80V79H35ZM39 80V79H38ZM53 80H55V82L53 81ZM61 80V79H60ZM65 80V79H64ZM89 80V79H88ZM92 80H94V79H91V83H89L88 85H86L84 88L82 87V88H79V87H75V88H73V87H71V88H73V89H71L70 88V91L69 92H71L72 90L73 91H75V89H77V91L76 92H80V94H81V96H82V98L83 99H80L78 96V98L76 99V100H78V99H80L81 101H79L78 102V107L80 108V109H83V110H80V112L83 114L84 112H85V110H87L88 112L86 113V114H91V112L89 113V111H90V109L88 110V108H94V109H99V110H101L100 108H102V107H104L105 106V103H106V101H109L108 99H107V94H106V92H104V89L102 88V87H104V85H102L101 83H102V81H101V83H100V81H99V79H97L96 77H95V80H94V82H92ZM103 80V79H102ZM125 80V79H124ZM128 80V79H127ZM139 80V79H138ZM146 80V79H145ZM189 80V79H188ZM192 80V79H191ZM41 81V80H40ZM81 81V80H80ZM110 81H112V80H110ZM144 81V80H143ZM241 81V80H240ZM61 82V81H60ZM82 82V81H81ZM99 82V83H98ZM106 82H107V80H106ZM122 82V81H121ZM127 82V81H126ZM232 82V81H231ZM73 83H77V82H74L73 81ZM88 83V82H87ZM112 83V82H111ZM135 83V82H134ZM149 83V82H148ZM170 83V82H169ZM189 83H191V82H189ZM214 83H215V81H214ZM80 84V83H79ZM104 84V83H103ZM131 84V83H130ZM141 84V83H140ZM163 84V83H162ZM262 84V83H261ZM59 85H60V83H59ZM112 85V84H111ZM166 85V84H165ZM169 85V84H168ZM175 85V84H174ZM188 85V84H187ZM194 85V84H193ZM55 86V87H56ZM81 86H84L83 84L81 85ZM106 86H107V84H106ZM110 86V85H109ZM108 86V87H109ZM132 86V85H131ZM147 86V85H146ZM156 86V85H155ZM189 86V85H188ZM211 86V85H210ZM52 87V88H51ZM114 87H116V86H114ZM149 87H150V85H149ZM153 87V86H152ZM166 88V87H165ZM173 88V87H172ZM109 89V88H108ZM107 89V90H108ZM121 89V88H120ZM138 89V88H137ZM141 89V88H140ZM169 89V88H168ZM174 89V88H173ZM49 90H51V92H50V94L49 93H46V92H48ZM131 90V89H130ZM150 90V89H149ZM45 91V92H44ZM55 91V92H54ZM60 91V90H59ZM58 91V92H59ZM67 91V90H66ZM135 91V90H134ZM161 91H162V89H161ZM177 91V90H176ZM221 91V90H220ZM63 92V89H62V91L60 92V93H62ZM160 92V91H159ZM185 92V91H184ZM188 92V91H187ZM205 92V91H204ZM44 94V93H46V97H45V95H43L44 96V98L43 97H41L42 99H40V100H38L35 104H31V103H29L28 105H27V107H25L22 111L20 110V108H21V105L24 103V101L29 97V96H35V95H40V94ZM73 93V92H72ZM84 93V94H83ZM258 93V92H257ZM47 94H49V95H47ZM57 94H59V93H57ZM56 94V98H57V95ZM77 94V93H76ZM108 94H110V93H108ZM173 94H175V92L173 93ZM207 94V93H206ZM218 94V93H217ZM61 95V94H60ZM70 95H71V93H70ZM83 95H85V97H83ZM111 95V94H110ZM139 95V94H138ZM187 95V94H186ZM72 96V95H71ZM73 96H75V95H73ZM80 96V95H79ZM126 96V95H125ZM132 96V95H131ZM162 96H164V94L162 95ZM193 96V95H192ZM65 97V96H64ZM105 97V98H104ZM109 97V96H108ZM139 97H141V96H139ZM145 97H146V95H145ZM159 97V96H158ZM174 97V96H173ZM62 98V97H61ZM68 98V97H67ZM165 98V97H164ZM178 98V97H177ZM221 98V97H220ZM65 99V98H64ZM107 99V100H106ZM120 99V98H119ZM171 99V98H170ZM189 99V98H188ZM187 99V100H188ZM191 99V98H190ZM50 100H52V101H50ZM59 100V99H58ZM66 100V99H65ZM127 100V99H126ZM132 100V99H131ZM153 100V99H152ZM176 100V99H175ZM182 100V99H181ZM193 100V99H192ZM118 101V100H117ZM138 101V100H137ZM155 101V100H154ZM165 101V100H164ZM167 101V100H166ZM185 101V100H184ZM212 101V100H211ZM61 102V101H60ZM77 102V101H76ZM171 102V101H170ZM174 102V101H173ZM262 102V101H261ZM56 103H58L57 102V99H56ZM63 103V102H62ZM69 103L70 102H68V105H69ZM75 103V102H74ZM108 103V102H107ZM122 103V102H121ZM151 103V102H150ZM175 103L177 104V102L175 101ZM263 103V102H262ZM90 104H92L93 106H91V107H88V106H90ZM110 104V103H109ZM148 104V103H147ZM157 104H159V103H157ZM171 104H172V102H171ZM180 104V103H179ZM178 104V105H179ZM184 104V103H183ZM193 104V103H192ZM200 104V103H199ZM207 104V103H206ZM209 104V103H208ZM239 104V103H238ZM50 105H52V104H50ZM115 105V104H114ZM131 105V104H130ZM150 105V104H149ZM148 105V106H149ZM201 105V104H200ZM249 105V104H248ZM64 106H65V104H64ZM71 106V105H70ZM83 106H85V107H83ZM165 106V105H164ZM180 106V105H179ZM243 106V105H242ZM52 107V106H51ZM114 107V106H113ZM128 107V106H127ZM130 107V106H129ZM135 107V106H134ZM157 107V106H156ZM168 108H169V106H167ZM54 108V107H53ZM65 108V107H64ZM87 108V109H86ZM126 108V107H125ZM141 108V107H140ZM149 108V107H148ZM163 108V107H162ZM179 108V107H178ZM16 110L15 111V113L13 114V115H11L10 117L8 116V114L10 113V112H12L13 110ZM52 109V108H51ZM59 109V108H58ZM102 109H105V107L104 108H102ZM120 109V108H119ZM118 109V110H119ZM174 109H175V107H174ZM236 109V108H235ZM63 110V109H62ZM111 110V109H110ZM133 110V109H132ZM149 110V109H148ZM51 111V110H50ZM73 112L72 113H74V110H72ZM94 111V110H93ZM115 111V110H114ZM124 111V110H123ZM128 111V110H127ZM164 111V110H163ZM187 111H189V109L187 110ZM57 112V111H56ZM59 112V111H58ZM66 112H68V111H66ZM108 112H109V110H108ZM126 112V111H125ZM141 112V111H140ZM154 112V111H153ZM152 112V113H153ZM224 112V111H223ZM257 112V111H256ZM62 113V112H61ZM92 113H94V112H92ZM102 113V112H101ZM100 113V114H101ZM182 113V112H181ZM58 114V113H57ZM63 114V113H62ZM64 114H65V110H64ZM68 114H70V113H68ZM75 114V113H74ZM86 114H84L85 116H86ZM104 114V113H103ZM108 114V113H107ZM111 114V113H110ZM113 114V113H112ZM120 114V113H119ZM149 114V113H148ZM205 114V113H204ZM60 115L61 114H59V117H60ZM71 115V114H70ZM76 115V114H75ZM93 115H95V114H93ZM98 115V114H97ZM125 115V114H124ZM143 115V114H142ZM177 115V114H176ZM193 115V114H192ZM231 115V114H230ZM74 116V115H73ZM91 116V115H90ZM120 116V115H119ZM166 116V115H165ZM168 116V115H167ZM50 117V116H49ZM54 117V116H53ZM58 116H56V118H57ZM62 117V116H61ZM66 117H68V116H66ZM75 117V116H74ZM78 117H80V116H78ZM82 117V116H81ZM81 117L79 118V119H81ZM103 117V116H102ZM162 117V116H161ZM178 117V116H177ZM55 118V117H54ZM91 118V117H90ZM100 118V117H99ZM112 118V117H111ZM152 118V117H151ZM170 118H171V116H170ZM176 118V117H175ZM189 118V117H188ZM46 119V118H45ZM53 119V118H52ZM62 119H64V117H62ZM71 119H72V117H71ZM94 119V118H93ZM92 119V120H93ZM95 119H96V117H95ZM95 119H94V121H95ZM146 119H147V117H146ZM161 119V118H160ZM164 119V118H163ZM37 120V122H35ZM55 120H58V118L57 119H55ZM68 119H66V121H67ZM72 120H75V118H73ZM71 120V121H72ZM83 120H85L84 118H83ZM128 120V119H127ZM131 120V119H130ZM135 120V119H134ZM171 120V119H170ZM189 120V119H188ZM45 121V120H44ZM52 121V120H51ZM59 121V120H58ZM64 121V120H63ZM66 121H64V122H66ZM85 121H87V120H85ZM105 121H106V118H105ZM104 121V122H105ZM156 121V120H155ZM159 121V120H158ZM174 121V120H173ZM68 122V121H67ZM73 122H75V121H73ZM81 122V121H80ZM93 121H91V123H92ZM97 122V121H96ZM107 123H108V121H106ZM110 122V121H109ZM127 122V121H126ZM189 122V121H188ZM195 122V121H194ZM193 122V123H194ZM56 123H60V122H56ZM55 123V124H56ZM83 123H85L84 121H83ZM98 123V122H97ZM142 123V122H141ZM179 123V122H178ZM185 123V122H184ZM198 123V122H197ZM46 124L48 125V124H50V123H48V122H46ZM46 124H44V126L46 125ZM54 124V125H55ZM69 124V123H68ZM77 124V123H76ZM94 125H95V123H93ZM92 124V125H93ZM153 124V123H152ZM172 124V123H171ZM170 124V125H171ZM174 124V123H173ZM191 124V123H190ZM43 125V124H42ZM46 125V126H47ZM85 125V124H84ZM103 125V124H102ZM105 125V124H104ZM103 125V126H104ZM186 125V124H185ZM66 126V125H65ZM69 126V125H68ZM67 126V127H68ZM73 126V125H72ZM83 126V125H82ZM87 126V125H86ZM97 126H99V125H97ZM96 126V127H97ZM102 126V127H103ZM149 126V125H148ZM160 126V125H159ZM173 126V125H172ZM193 126V125H192ZM48 127V126H47ZM53 127V126H52ZM55 127V126H54ZM53 127V128H54ZM58 127V126H57ZM62 127V126H61ZM74 127L75 126H73V129H74ZM85 127V126H84ZM88 127V126H87ZM90 127V126H89ZM93 127V126H92ZM101 127V126H100ZM254 127V126H253ZM66 128V127H65ZM76 128V127H75ZM143 128V127H142ZM150 128V127H149ZM166 128V127H165ZM40 129H42L41 127H40ZM55 129V128H54ZM57 129V128H56ZM55 129V130H56ZM62 129H63V127H62ZM62 129H61V131H62ZM79 129V128H78ZM80 129H82V128H80ZM87 129H89V128H87ZM93 129H95V128H93ZM93 129H91L90 128V131H92V133H93ZM97 129V128H96ZM100 129V128H99ZM98 129V130H99ZM116 129V128H115ZM146 129V128H145ZM169 129V128H168ZM180 129V128H179ZM188 129V128H187ZM47 130H48V128H47ZM47 130H44V131H47ZM65 130H67V129H65ZM71 130V129H70ZM75 130V129H74ZM83 130V129H82ZM85 130V129H84ZM110 130V129H109ZM144 130V129H143ZM153 130V129H152ZM151 130V131H152ZM171 130V129H170ZM255 130V129H254ZM37 131H35V132H37ZM50 131H52V130H50ZM58 131V129L56 130V132ZM64 131V130H63ZM68 131V130H67ZM86 131V130H85ZM105 131V130H104ZM103 131V133H105ZM128 131V130H127ZM133 131V130H132ZM179 131V130H178ZM32 132V131H31ZM34 132V133H35ZM53 132H55L54 130L52 131V134H53ZM69 132V131H68ZM87 132H89L88 130H87ZM96 132V131H95ZM94 132V133H95ZM99 132V131H98ZM101 132V131H100ZM116 132H118V131H116ZM144 132V131H143ZM174 132V131H173ZM186 132V131H185ZM197 132V131H196ZM229 132V131H228ZM26 133V134H25ZM30 133V132H29ZM38 133V132H37ZM36 133V134H37ZM43 133V132H42ZM61 133V132H60ZM76 133H78V131H76ZM75 133V134H76ZM83 133H85L86 134V132H82V134H81V136L83 135ZM90 133V132H89ZM120 133H122V131L120 132ZM119 133V134H120ZM142 133V132H141ZM184 133V132H183ZM35 134V135H36ZM41 134V133H40ZM51 134V135H52ZM59 134V133H58ZM57 134V135H58ZM63 134V133H62ZM66 134H68V133H66ZM70 134V133H69ZM73 134V133H72ZM80 134V133H79ZM88 134V133H87ZM105 134H107V132L105 133ZM140 134V133H139ZM138 134V135H139ZM143 134H146V133H143ZM142 134V135H143ZM171 134V133H170ZM182 134V133H181ZM187 134H188V132H187ZM224 134V133H223ZM35 135L33 136V137H35ZM47 135H49V134H47ZM89 135V134H88ZM91 135V134H90ZM95 135V134H94ZM99 135H101V134H99ZM103 135V134H102ZM101 135V136H102ZM108 135V134H107ZM112 135V134H111ZM185 135V134H184ZM191 135V134H190ZM197 135H198V133H197ZM252 135V134H251ZM39 136V135H38ZM50 136V135H49ZM63 136V135H62ZM62 136H59V138L60 137H62ZM72 136V135H71ZM84 136V135H83ZM95 136H98V134L97 135H95ZM94 136V137H95ZM110 136V135H109ZM120 136H121V134H120ZM122 136H123V134H122ZM129 136V135H128ZM131 136V135H130ZM145 136V135H144ZM40 137V136H39ZM45 137V136H44ZM48 137V136H47ZM53 137V136H52ZM66 137H70V135L69 136H66ZM76 137H77V135H76ZM80 136H78V138H79ZM86 137H87V135H86ZM85 137V138H86ZM92 137V136H91ZM90 137V138H91ZM107 137V136H106ZM113 137H115V136H112V138ZM117 137H119V136H117ZM126 137V136H125ZM159 137V136H158ZM37 138V137H36ZM43 138V137H42ZM58 138V139H59ZM73 138H75V137H73ZM82 138V137H81ZM84 138V137H83ZM84 138V139H85ZM112 138H110V139H112ZM138 138H139V136H138ZM167 138V137H166ZM172 138V137H171ZM194 138V137H193ZM199 138V137H198ZM33 139V138H32ZM32 139H30L29 138V140H32ZM46 139V138H45ZM55 139V138H54ZM66 139V138H65ZM69 139V138H68ZM94 139H96V138H94ZM93 139V140H94ZM98 139V138H97ZM105 139V138H104ZM108 139V138H107ZM161 139V138H160ZM184 139V138H183ZM196 139V138H195ZM28 140V141H29ZM37 140V141H36ZM35 141H36V144H34L35 142L34 141H32L31 142V145H32V143L35 145H33V146H30V145H28V146H30L28 149V151L25 153L24 152V157H26V161H24L25 162V164L26 165H24L23 164V166L26 168V170L28 171H23V172H26L25 173V175H23L24 177H26L25 179L23 178V179H20V182H21V185H24L25 183L26 184H29V187L28 188H30V187H32L31 189H27V192H28V194L27 195H30V199L29 200H25L24 199V197H23V195L21 196V197H19V195H21L20 193H17L18 191H20V190H17V192H15L16 194H14V191H16V190H10L9 191V188H8V190H7V195L6 196H8V192H13V194H14V196L15 195H17L18 194V196H16V197H18L19 199H22V200H24V201H22V200H20V203L22 204V205H20L19 204V206H18V208H20L19 210L20 211H18V208L16 209L17 210V212L15 213V212H13V213H15V215H13V213H12V207H13V205L15 204V202H14V204L13 203H11L12 204V206H10V205H8L7 207H6V204L7 203H3L2 202V200H3V198H0V232H5V233H7V232H9V231H13V228L15 229L16 228V230H18V231H21L22 230V233H23V231H24V220H25V217H30L31 218V223H32V225H33V227L36 229V230H38L41 234H43L45 237H49L48 238V240H49V242L45 245V252H44V254L43 255H38L37 257H36V259L39 261V264H69V261H66L65 259H64V257L65 256H68V257H72V259H73V257H76V258H82L81 260H82V262H84V264H88V262L90 261L89 259H93V258H95L96 256L98 257V256H100V255H97L100 251H102V249H100V251L98 252V251H96L95 250V248L98 246V245H102L101 243L99 244V240H97V241H94V239H93V237H95L96 235H98V234H96V235H91V234H89L88 232L90 231V233H91V230L92 229H88V227L87 226H90V225H98V222H100V224L102 225V222H104V218L102 219V217H104L103 216V214H101V216L99 217L98 216V214H95V213H97V212H95V213H93V214H95L96 216H94V217H92L91 216V214H87L86 215V212L83 210V212H81V210H79V209H75L76 207L73 205V203L75 204V202H76V200H77V198H78V200L80 199L79 197L81 196L80 194L81 193H83V192H85V193H87V196H88V201H87V199H86V202H92V204H93V202H95V201H97L98 199H97V197H98V193H96V180L98 179L97 177H96V175H94L95 174V171H98V170H95V169H97V165L95 164V160H94V162H92V163H94V165L95 166H97L96 168H95V166L93 167V165H92V163L90 162V161H86L85 162V160H83V158H84V156L81 154V152H80V154L78 153L77 154V152H75V150L74 149H72V148H75V147H70L71 148V150H69V149H66V150H69V151H71V152H68V153H64V155L62 154V156H59V154H54L53 152H55V151H53L52 153H51V151L50 150H52V148H51V146H53L54 147V145H52V142H54V141H49V138L48 139H46V140H44V138L43 139H41V138H39V140L38 139H36ZM75 140H76V138H75ZM79 140V139H78ZM80 140H82V139H80ZM87 140V139H86ZM86 140H83V141H86ZM92 140V139H91ZM91 140L89 139V142H87V144L89 145V143H92L91 142ZM118 140V139H117ZM129 140V139H128ZM145 140V139H144ZM151 140V139H150ZM172 140V139H171ZM239 140V139H238ZM25 141V140H24ZM24 141L22 142V143H20L21 144V146H23L22 144L24 143ZM64 141H66V140H64ZM69 141H70V139H69ZM98 141V140H97ZM96 141V142H97ZM104 141V140H103ZM130 141V140H129ZM136 141V140H135ZM21 142V141H20ZM27 139H26V141H25V144L27 145ZM71 142V141H70ZM74 142H76V141H74ZM80 142V141H79ZM113 142V141H112ZM141 142V141H140ZM163 142V141H162ZM174 142V141H173ZM56 143H57V141H56ZM81 143V142H80ZM93 143H95L94 141H93ZM99 143V142H98ZM102 143V142H101ZM114 143H116V142H114ZM169 143H170V141H169ZM24 144V145H25ZM55 144V143H54ZM65 144H66V142H65ZM77 144V143H76ZM86 144V145H87ZM96 144V143H95ZM130 144H132V143H130ZM137 144H138V142H137ZM179 144V143H178ZM182 144V143H181ZM197 144V143H196ZM14 145V144H13ZM18 145V144H17ZM25 145V146H26ZM63 145H64V143H63ZM79 145H81V144H79ZM78 145V146H79ZM87 145V146H88ZM99 145H101V144H99ZM98 145V146H99ZM108 145V144H107ZM139 145V144H138ZM144 145V144H143ZM157 145V144H156ZM161 145V144H160ZM21 146H19V147H21ZM28 146H26V147H28ZM67 146H69V145H67ZM72 146H76L75 145V143L72 145ZM90 146V145H89ZM91 146H94L93 144H91ZM113 146V145H112ZM177 146V145H176ZM251 146H252V143H251ZM0 147V150H2L3 151V148H1ZM25 147V148H26ZM64 147V146H63ZM62 147V148H63ZM150 147V146H149ZM159 147V146H158ZM163 147V146H162ZM170 147V146H169ZM227 147V146H226ZM238 147V146H237ZM245 147V146H244ZM24 148V149H25ZM51 148V149H50ZM69 148V147H68ZM96 148V147H95ZM16 149H19V148H16ZM55 149V148H54ZM59 149H60V146H59ZM88 150H89V153H88V155H90V149H89V147L87 148ZM86 149V150H87ZM101 149V148H100ZM137 149H139V148H137ZM147 149V148H146ZM157 149V148H156ZM255 149V148H254ZM10 150V149H9ZM9 150L7 151V153L9 152ZM13 150H15V149H12V150H10V151H13ZM20 150V149H19ZM21 150H22V148H21ZM72 150H73V152H72ZM78 150V149H77ZM120 150V149H119ZM158 150V149H157ZM170 150V149H169ZM186 150V149H185ZM191 150V149H190ZM245 150H246V148H245ZM4 151H6V149L4 150ZM26 151V150H25ZM136 151V150H135ZM238 151V150H237ZM15 152H17V151H15ZM20 152V151H19ZM19 152H17V153H19ZM22 152H23V150H22ZM57 152H58V150H57ZM56 152V153H57ZM63 152V151H62ZM64 152H65V150H64ZM92 152V151H91ZM117 152V151H116ZM130 152V151H129ZM160 152V151H159ZM59 153V152H58ZM84 153V152H83ZM94 152H92L91 153V155L90 156H93L92 154H93ZM172 153V152H171ZM184 153V152H183ZM233 153V152H232ZM9 154V153H8ZM14 154L15 153H13L12 154V156H11V154H10V156H11V162L13 161V159H14V161L12 162V163H10L11 165L13 164L14 165V163H16V162H18V161H16V159H18V160H22V159H20L21 157L23 158V156H19V155H21L22 153H19V154H15L16 156H14ZM26 154V155H25ZM142 154V153H141ZM177 154V153H176ZM187 154V153H186ZM192 154V153H191ZM207 154V153H206ZM83 156V158L81 159V156ZM87 154H85V156H86ZM109 155H111V154H109ZM108 155V156H109ZM114 154H112V156H113ZM121 155V154H120ZM145 155V154H144ZM208 155V154H207ZM213 155V154H212ZM221 155V154H220ZM259 155V154H258ZM9 156V155H8ZM89 156V157H90ZM116 156V155H115ZM178 156V155H177ZM181 156V155H180ZM218 156V155H217ZM251 156V155H250ZM88 157V158H89ZM94 157V156H93ZM92 157V158H93ZM98 157V156H97ZM118 157V156H117ZM155 157V156H154ZM170 157H172V156H170ZM2 158V156H0V159ZM96 158V157H95ZM112 158H115V157H112ZM164 158V157H163ZM167 158V157H166ZM174 158V157H173ZM172 158V159H173ZM236 158V157H235ZM23 159V160H24ZM84 159H87L86 157L84 158ZM89 159H91V157L89 158ZM94 159V158H93ZM93 159H91V161L93 160ZM99 159V158H98ZM109 159H110V157H109ZM170 159V158H169ZM184 159H186V158H184ZM80 160H83V162L82 161H80ZM88 160V159H87ZM97 160V159H96ZM108 160V159H107ZM117 160H122V159H118L117 158ZM117 160H115V161H117ZM161 160V159H160ZM4 161V160H3ZM110 161V160H109ZM109 161H107L108 163H109ZM112 161V160H111ZM110 161V162H111ZM141 161V160H140ZM171 161V160H170ZM174 161V160H173ZM202 161V160H201ZM10 162V161H9ZM81 162H82V165L80 166V167H82V166H87V168H86V170L84 169V171H83V173H81L82 171H79L78 170V168H76L77 166H79V164H81ZM106 162V163H107ZM113 162V161H112ZM144 162V161H143ZM153 162V161H152ZM5 163V162H4ZM3 163V164H4ZM21 163V162H20ZM83 163H85V165L83 164ZM97 163V162H96ZM114 163V162H113ZM122 163V162H121ZM154 163V162H153ZM173 163V162H172ZM178 163V162H177ZM187 163V162H186ZM193 163V162H192ZM240 163V162H239ZM245 163V162H244ZM2 164V163H1ZM18 164V163H17ZM112 163H109L108 165H109V169H108V165L107 164H105V167L108 169V170H110L112 167L110 166ZM116 164V163H115ZM125 164V163H124ZM174 164V163H173ZM224 164V163H223ZM107 165V166H106ZM118 165V164H117ZM154 165V164H153ZM179 165V164H178ZM21 167V168H24V167ZM119 166V165H118ZM117 166V167H118ZM172 166V165H171ZM186 166V165H185ZM230 166V165H229ZM40 167H42V169H40L41 170V172H39L40 170H39V168ZM111 167V168H110ZM173 167V166H172ZM175 167H176V163H175ZM194 167V166H193ZM3 168H5V166L3 167ZM17 167H15L14 166V168H13V170L14 169H16ZM95 168V169H94ZM102 168V167H101ZM122 168V167H121ZM124 168V167H123ZM185 168V167H184ZM245 168V167H244ZM1 169V168H0ZM77 169V170H76ZM80 170H82L81 168H79ZM99 169V168H98ZM169 169H171V167L169 168ZM186 169V168H185ZM2 170H5V169H2ZM1 170V171H2ZM10 170V171H12L13 172V174H14V172H15V174L13 175L10 171V175L8 176V177H15V175L17 174L18 175V173H16V171L14 170ZM17 170V169H16ZM39 170V171H38ZM93 170H95V171H93ZM106 170V169H105ZM120 170V169H119ZM124 171H125V169H123ZM5 171H8V170H5ZM46 171L48 172V173H46ZM113 171V170H112ZM120 171H122V170H120ZM129 171V170H128ZM131 171H132V169H131ZM216 171V170H215ZM223 171V170H222ZM4 172V171H3ZM17 172H20V171H17ZM23 172H22V174H23ZM65 172H67V174H64ZM99 172V171H98ZM106 172V171H105ZM116 172H117V170H116ZM149 172H151V171H149ZM221 172V171H220ZM8 173V172H7ZM106 173H108V172H106ZM106 173H104V174H106ZM115 173V172H114ZM138 173V172H137ZM153 173V172H152ZM5 174V173H4ZM9 174V173H8ZM58 174H59V176L60 175H63V177L62 178H60L59 176H58ZM98 174H100V172L98 173ZM121 174H122V172H121ZM131 174V173H130ZM139 174V173H138ZM146 174V173H145ZM19 175H21V174H19ZM64 175H67V181H65L66 180V178H65V176ZM79 175H80V178H79ZM107 175V174H106ZM105 175V177L107 178V176ZM114 175V174H113ZM113 175H111V176H113ZM117 175V174H116ZM129 175V174H128ZM160 175V174H159ZM97 176H99V175H97ZM102 176V175H101ZM126 176L127 175H125L124 177L126 178ZM147 176V175H146ZM161 176V175H160ZM163 176V175H162ZM179 176V175H178ZM178 176H177V178H178ZM227 176V175H226ZM245 176V175H244ZM8 177H6V175H5V178L7 179V180H10ZM18 176H16L15 178H17ZM57 177V178H56ZM115 177H117V176H114V178ZM122 177V176H121ZM158 177V176H157ZM164 177V176H163ZM261 177V176H260ZM21 178V177H20ZM56 180H55V179ZM114 178H113V180H114ZM129 178V177H128ZM132 178V177H131ZM131 178H129L130 180H131ZM182 178H184V177H182ZM216 178V177H215ZM2 179H3V177H2ZM18 180H19V178H17ZM16 179V180H17ZM46 179H50V180H52L53 179V181H55V183L54 184H48V186H49V188H48V186L46 187L45 185L47 184V181H44V180ZM111 179V178H110ZM121 178H120V176H119V179H118V181H121L120 180ZM128 179V180H129ZM223 179V178H222ZM11 180H13V178H11ZM10 180V181H11ZM41 180H43L44 181V183L42 184V182L43 181H41ZM49 180V181H50ZM108 180V179H107ZM117 180V179H116ZM133 180H134V177H133ZM152 180V179H151ZM172 180V179H171ZM241 180V179H240ZM249 180V179H248ZM10 181L8 182V183H10ZM36 181H38L39 182V184L36 182ZM40 181H41V184H40ZM48 181V182H49ZM100 181H106V179L105 180H100ZM99 181V179H98V182H100ZM109 181V180H108ZM108 181H106V182H108ZM122 181H123V179H122ZM135 181V180H134ZM183 181V180H182ZM185 181V180H184ZM4 182V181H3ZM14 182V183H13ZM36 182V183H35ZM45 182H46V184H45ZM72 182V183H71ZM97 182V183H98ZM128 182L129 181H127V184H128ZM159 182V181H158ZM163 182V181H162ZM224 182V181H223ZM6 183V184H5ZM7 182H4V185H6L7 186V184H8ZM36 184L35 186H33V184ZM51 183H53V182H51ZM130 183H132V182H130ZM151 183V182H150ZM11 184L12 185H14V186H16V187H14V186H12V185H9V186H12V187H10V188H17V185H18V183H16L15 182V180L14 181H11ZM17 184V185H16ZM25 184V185H26ZM30 184H32V186L30 185ZM45 184V185H44ZM101 184V185H100ZM111 184V183H110ZM112 184H115V183H112ZM120 184H121V182H120ZM126 184V183H125ZM124 184V185H125ZM133 184H135V183H133ZM139 184V183H138ZM142 184V183H141ZM146 184H148V183H146ZM169 184V183H168ZM1 185H2V182H1ZM20 185V186H21ZM24 185V186H25ZM105 184H103L102 185V183H99L97 186L99 187V186H101V190H105V191H102L104 194H102V192H101V194H100V198H99V200H102V202H100L99 200V202L98 203H103L104 201L103 200H105V202H106V200L109 198L108 196H109V194H107V192H108V188H107V186L105 185ZM116 185V184H115ZM114 185V186H115ZM117 185H118V187H119V184H118V182H117ZM116 185V186H117ZM176 185V184H175ZM178 185H180V184H178ZM198 185V184H197ZM19 186V185H18ZM23 186V187H24ZM28 186V185H27ZM111 186H113V185H111ZM122 186V185H121ZM131 186V185H130ZM138 186V185H137ZM145 186V185H144ZM165 186H166V184H165ZM177 186V185H176ZM191 186V185H190ZM251 186V185H250ZM1 187V186H0ZM3 187H5V186H3ZM102 187L104 188V189H102ZM109 188H110V185L108 186ZM117 187V188H118ZM126 187H127V185H126ZM132 187V186H131ZM140 187V186H139ZM138 187V188H139ZM146 187V186H145ZM153 187V186H152ZM175 187V186H174ZM20 188H22V186L21 187H19V188H17V189H20ZM27 188V187H26ZM100 188V187H99ZM114 188V187H113ZM129 188V187H128ZM134 188V187H133ZM133 188H130V190L131 189H133ZM142 188H143V186L141 187V191H142ZM156 188V187H155ZM244 188V187H243ZM2 188H0V194H3L2 192H4V190L2 189ZM5 189H7V188H5ZM81 189H84V191L83 192H81ZM125 189V188H124ZM140 189V188H139ZM215 189V188H214ZM233 189V188H232ZM35 190H37V192H35ZM50 191L49 193H51V191L52 192H55V195H58L59 196V198L58 199H55L54 197H58V196H55V195H52V196H54L53 198H52V196L50 197L51 199H52V202L50 201V198H49V201L51 202V204H50V202L48 201L47 202V205H49V207L48 206H45L46 205V203H45V201H46V196H45V194L47 195L48 193H46L47 191ZM112 190V189H111ZM172 190V189H171ZM202 190H203V188H202ZM6 191V190H5ZM26 191V190H25ZM114 191V190H113ZM118 191V190H117ZM116 191V192H117ZM121 191V190H120ZM120 191H118V192H120ZM20 192H23L22 190L20 191ZM26 192V193H27ZM35 192V193H34ZM39 192H42L43 194H44V202L42 201L43 199L42 198H40V196L41 195H43L42 193H41V195H40V193ZM45 192V193H44ZM99 192V193H100ZM123 192V191H122ZM129 192H131V191H129ZM128 192V193H129ZM133 192V191H132ZM136 193H137V191H135ZM163 192V191H162ZM161 192V193H162ZM169 192V191H168ZM178 192V191H177ZM207 192V191H206ZM261 192H263V191H261ZM25 193V192H24ZM39 193V194H38ZM114 194H115V192H113ZM112 193V194H113ZM124 193H125V190H124ZM127 193V192H126ZM127 193V194H128ZM139 193V192H138ZM158 193V192H157ZM180 193V192H179ZM34 194H38V195H40L39 197L37 196V195H35V197H33L34 196ZM52 194H54V193H52ZM120 194H122V193H120ZM131 193H129L128 195H130ZM141 194V193H140ZM139 194V195H140ZM142 194H144V193H142ZM142 194H141V196H142ZM160 194V193H159ZM164 194V193H163ZM166 194H168V193H166ZM212 194V193H211ZM223 194V193H222ZM83 195H84V193H83ZM108 195V196H107ZM128 195H126V196H124V194L122 195V196H120V197H122V201L119 199L118 200V205L121 203V204H123L124 202H125V200L127 199V200H129L128 199ZM135 195V194H134ZM148 195V194H147ZM152 195H153V193H152ZM155 195V194H154ZM0 196H4L5 197V195L3 194V195H0ZM10 197H7V198H14V197H11L12 195H9ZM25 196V195H24ZM37 196V197H36ZM119 196V195H118ZM132 196V195H131ZM130 196V197H131ZM137 196V195H136ZM135 196V197H136ZM161 196V195H160ZM163 196V195H162ZM171 196V195H170ZM225 196V195H224ZM26 197V196H25ZM43 197V196H42ZM106 197H108V198H106ZM145 197V196H144ZM151 197V196H150ZM209 197V196H208ZM6 198V197H5ZM18 198H17V201H18ZM38 198H40V199H42V200H40V199H38ZM82 198V197H81ZM85 198H87V197H84V199ZM102 198V199H101ZM106 198V199H105ZM139 198V197H138ZM142 198H143V196H142ZM168 198V197H167ZM2 199V200H1ZM54 199V200H53ZM83 199V198H82ZM83 199V200H84ZM97 199V200H96ZM134 199V201H135V198H133V196H132V200ZM145 199H147L146 197H145ZM144 199V200H145ZM173 199V198H172ZM222 199V198H221ZM10 200V199H9ZM78 200H77V202H78ZM113 200V199H112ZM148 200H149V198H148ZM175 200H176V198H175ZM174 200V201H175ZM181 200V199H180ZM10 201H14L13 199L12 200H10ZM119 201H121L120 203H119ZM133 201V202H134ZM204 201V200H203ZM261 201V200H260ZM2 202V203H1ZM19 202V201H18ZM80 202V201H79ZM84 202V201H83ZM108 202V201H107ZM117 202V201H116ZM116 202H113V206H114V204L115 205H117L116 204ZM127 202V201H126ZM130 202L131 201H129L128 203V205H130L131 206V204H133V203H131L130 204ZM140 202V201H139ZM152 202V201H151ZM159 202V201H158ZM170 202V201H169ZM168 202V203H169ZM181 202V201H180ZM82 203V202H81ZM137 203V202H136ZM141 203V202H140ZM154 203V202H153ZM171 203V202H170ZM86 204V203H85ZM85 204H83V205H85ZM90 204V203H89ZM88 204V205H89ZM100 204H98V205H100ZM144 204V202L142 203V205ZM156 204V203H155ZM178 204V203H177ZM182 204H184V203H182ZM52 205V206H51ZM102 205H104V204H101V206ZM126 205V204H125ZM139 205V204H138ZM169 205V204H168ZM171 205H173V204H171ZM170 205V206H171ZM229 204H227V206H228ZM22 206V207H21ZM50 206L53 208H50ZM77 206V205H76ZM78 206H80V205H78ZM82 206V205H81ZM91 205H89V207H90ZM120 206V205H119ZM127 206V205H126ZM129 206V207H130ZM149 206V205H148ZM175 206V205H174ZM73 207H75V208H73ZM116 207H118V206H116ZM115 207V208H116ZM123 207H124V205H123ZM128 207V206H127ZM132 208H134L133 206H131ZM139 206H137V208H138ZM140 207H141V205H140ZM139 207V208H140ZM172 207V206H171ZM177 207V206H176ZM14 209H15V207H13ZM22 208V209H21ZM101 207H99V209H100ZM121 208V207H120ZM142 208V207H141ZM145 208V207H144ZM152 208V207H151ZM153 208H155V207H153ZM166 208V207H165ZM184 208V207H183ZM190 208V207H189ZM51 209V210H50ZM87 209V208H86ZM91 209V208H90ZM253 209V208H252ZM88 210V209H87ZM95 210H96V208H95ZM126 210H128V208L126 209ZM125 210V211H126ZM158 210V209H157ZM163 210V209H162ZM97 211H99V210H97ZM132 211V210H131ZM134 211V210H133ZM136 211V210H135ZM140 211V210H139ZM172 211V210H171ZM192 211V210H191ZM113 212V211H112ZM145 212V211H144ZM174 212V211H173ZM190 212V211H189ZM225 212V211H224ZM128 213V212H127ZM126 213V214H127ZM155 213V212H154ZM169 213V212H168ZM177 213V212H176ZM17 214L19 215V216H17ZM53 214H55L54 216L57 218V220L56 221H54V219H51V217H52V215ZM129 214H132V213H129ZM148 214V213H147ZM73 215V216H72ZM80 215V216H79ZM99 215H100V213H99ZM108 215V214H107ZM134 215V214H133ZM159 215V214H158ZM17 216V217H16ZM53 216V217H54ZM77 216H79V217H77ZM126 216H128V215H126ZM136 216V215H135ZM52 217V218H53ZM54 217V218H55ZM130 217V216H129ZM128 217V219H130ZM143 217V216H142ZM158 217V216H157ZM186 217V216H185ZM194 217V216H193ZM242 217V216H241ZM2 218V219H1ZM69 218H72L71 220L69 219ZM89 218H92V222L90 221V222H85V224L86 223H93V224H90V225H87V226H85L84 225V220H86V219H89ZM99 218H101V220L99 219ZM106 218H107V216H106ZM133 218H135V217H133ZM160 218V217H159ZM67 219H69L68 221H66ZM100 221H99V220ZM118 219V218H117ZM123 219V218H122ZM125 219V218H124ZM158 219V218H157ZM167 219V218H166ZM215 219V218H214ZM98 220V221H97ZM103 220V221H102ZM107 220H108V218H107ZM131 220H132V216H131ZM135 220V219H134ZM173 220V219H172ZM235 220V219H234ZM76 221V223H77V227L76 226H74V222ZM112 221V220H111ZM124 221V220H123ZM127 220H125V222H126ZM160 221V220H159ZM164 221H165V219H164ZM244 221V220H243ZM2 222H7L6 224H4V223H2ZM129 222V221H128ZM127 222V224L126 225H128L129 223ZM232 222V221H231ZM110 223V222H109ZM118 223V222H117ZM119 223H120V221H119ZM124 223V222H123ZM130 223H131V221H130ZM135 223V222H134ZM160 223H161V221H160ZM5 226H4V225ZM125 224V223H124ZM132 224V223H131ZM137 224V223H136ZM140 224V223H139ZM150 224V223H149ZM154 224H156L155 222H154ZM3 225V226H2ZM52 225H54L55 227L57 226L59 229H60V233H59V235L58 236H55V235H52V234H50L49 232H48V229L49 228H51V229H49V231L51 230V233H52V231H53V228H54V226H52ZM76 225V224H75ZM79 225V226H78ZM119 225V224H118ZM134 225V224H133ZM142 225V224H141ZM153 225V224H152ZM160 225V224H159ZM162 225V224H161ZM53 228H52V227ZM69 226V227H68ZM135 226V225H134ZM134 226H133V228H134ZM148 226V225H147ZM155 226V225H154ZM242 226V225H241ZM92 227V226H91ZM96 227V226H95ZM95 227H93V233H95ZM125 227V226H124ZM127 227V226H126ZM130 227H132V226H130L129 225V228ZM144 227V226H143ZM150 227V226H149ZM158 227V226H157ZM183 227V226H182ZM77 228V229H76ZM137 228V227H136ZM140 228V227H139ZM146 227H144L143 228V230L145 229ZM159 228V227H158ZM177 228V227H176ZM196 228V227H195ZM55 229V228H54ZM102 229V228H101ZM132 229V228H131ZM201 229V228H200ZM89 230V231H88ZM97 230H99V229H97ZM108 230V229H107ZM127 230H128V227H127ZM138 230V229H137ZM136 230V231H137ZM139 230H141V229H139ZM138 230V231H139ZM143 230H142V232H143ZM152 230H154V229H152ZM167 230V229H166ZM56 231V230H55ZM54 231V232H55ZM119 231V230H118ZM122 231V230H121ZM259 231V230H258ZM59 232V231H58ZM112 232V231H111ZM130 232H131V230H130ZM244 232V231H243ZM64 233V235H62ZM107 233H108V231H107ZM116 233V232H115ZM136 233H138V232H136ZM135 232H134V234H136ZM141 233V232H140ZM147 233V232H146ZM15 234V233H14ZM17 234V233H16ZM19 234H21V233H19ZM110 234V233H109ZM130 234V233H129ZM150 234H151V232H150ZM155 234V233H154ZM153 234V235H154ZM235 234V233H234ZM10 235V234H9ZM12 235V234H11ZM18 235V234H17ZM25 235H26V233H25ZM137 235V234H136ZM14 236H16V235H14ZM21 236H24V235H22L21 234ZM107 236V235H106ZM131 236V235H130ZM135 236V235H134ZM138 236V235H137ZM140 236V235H139ZM138 236V237H139ZM151 236V235H150ZM63 237L65 238V242H67V244L69 243V242H73V244L74 245H82V246H80V247H82V249H75V250H73V249H71L72 250V252H70V250H68V252H66L63 256H61L60 258H58V259H56L53 255L55 254V252L57 251V245L59 244V242L58 241H62L61 239H63ZM97 237V236H96ZM115 237V236H114ZM132 237V236H131ZM138 237H136L137 239H138ZM152 237H154V236H152ZM160 237H162V236H160ZM12 238V240H13V238L14 237H11ZM19 238V237H18ZM104 239H105V237H103ZM107 238V237H106ZM134 238V237H133ZM136 238H134L135 240H136ZM236 238V237H235ZM239 238V237H238ZM17 239V238H16ZM126 239V238H125ZM125 239H124V241H125ZM25 240V237H24V239H20V240H17V241H15L13 244H17V243H20V242H22V241H24ZM128 240V239H127ZM134 240V241H135ZM183 240V239H182ZM129 241V240H128ZM127 241V242H128ZM133 241V240H132ZM132 241H130V242H132ZM138 241V240H137ZM147 241V240H146ZM158 241V240H157ZM172 241V240H171ZM57 242H58V244H57ZM64 242V243H65ZM96 242V243H95ZM129 242V243H130ZM4 243V242H3ZM11 243V242H10ZM63 243V242H62ZM63 243V245H66V244H64ZM105 242H103V244H104ZM122 243H123V245H124V242L122 241ZM126 243V242H125ZM137 243V242H136ZM139 243V242H138ZM163 243V242H162ZM204 243V242H203ZM60 244H61V242H60ZM134 244H135V242H134ZM143 244V243H142ZM145 244H146V242H145ZM165 244V243H164ZM68 245H70V244H68ZM67 245V246H68ZM121 245V244H120ZM120 245H119V247H120ZM175 245V244H174ZM93 246V247H92ZM125 246V245H124ZM127 246V245H126ZM134 246V245H133ZM155 246V245H154ZM153 246V247H154ZM165 246H167V245H165ZM99 247V246H98ZM117 247V246H116ZM122 248H124L123 246H121ZM59 249V248H58ZM119 249V248H118ZM163 249V248H162ZM167 249H169V248H167ZM173 249V248H172ZM200 249V248H199ZM114 250V249H113ZM128 250V249H127ZM144 250V249H143ZM161 250V249H160ZM122 251V250H121ZM119 252V250L118 251H116V252H119V253H121L122 254V252ZM123 251H124V249H123ZM131 251V250H130ZM115 252V253H116ZM149 252L150 251H148V254H149ZM73 253V254H72ZM101 253V252H100ZM103 253V252H102ZM114 253V252H113ZM115 253L113 254L114 255V257H115ZM127 253H129V252H127ZM127 253H126V255H127ZM69 254H71V256L69 255ZM79 254H81V257H80V255ZM144 254V253H143ZM200 254V253H199ZM227 254V253H226ZM251 254V253H250ZM113 255L111 256V257H113ZM120 255V254H119ZM125 255V256H126ZM130 255V254H129ZM146 255V254H145ZM150 255V254H149ZM118 256V255H117ZM121 256V255H120ZM122 256H124V255H122ZM121 256V257H122ZM141 256V255H140ZM250 256V255H249ZM111 257L108 255V257L106 256L105 257V260H108V259H111ZM134 257V256H133ZM149 257V256H148ZM255 257V256H254ZM117 258V257H116ZM123 258V257H122ZM128 258V257H127ZM126 258V259H127ZM157 258V257H156ZM159 258V257H158ZM161 258V257H160ZM99 259V258H98ZM117 259H119V258H117ZM124 259H125V257H124ZM123 259V260H124ZM133 259V258H132ZM141 259V258H140ZM74 260V259H73ZM87 260H88V262H87ZM114 261V259H111V261ZM120 261H118V262H121V259H119ZM159 260V259H158ZM92 261V260H91ZM109 261V260H108ZM111 261H109V262H107V261H105V263L107 264H109V263H112ZM125 261V260H124ZM149 261V260H148ZM126 262V261H125ZM130 262H132V261H129L128 262V264L130 263ZM160 262V261H159ZM73 263V262H72ZM93 263H95V262H93ZM102 263V262H101ZM115 263H116V261H115ZM122 263H123V261H122ZM122 263H120V264H122ZM153 263V262H152ZM75 264V263H74ZM83 264V263H82ZM98 264V263H97ZM117 264V263H116ZM124 264V263H123ZM133 264V263H132ZM135 264V263H134ZM137 264V263H136Z\"/></svg>",
  "mask_w": 264,
  "mask_h": 264
},
{
  "label": "clouds",
  "instance_id": "clouds-1",
  "mask_svg": "<svg viewBox=\"0 0 264 264\" xmlns=\"http://www.w3.org/2000/svg\"><path fill=\"white\" fill-rule=\"evenodd\" d=\"M36 2L37 0H23L24 4H35ZM22 7L23 5L18 0H0V20L10 25L6 34L0 32V66L14 65L18 59V54L14 50L18 45L26 43L24 34L28 30L30 21L28 17L22 14V11L17 14V9H22ZM61 32L60 28L54 29V35L49 37V39L60 36ZM35 41L37 43L49 42L40 37H36ZM42 95L44 94L29 96L21 105L20 110L22 111L29 103L35 104L41 99ZM15 111L14 109L8 116L13 115ZM2 123L3 121L0 120V124ZM38 123H43V119L40 118ZM2 138V131H0V139ZM5 154L0 150V156ZM21 234L25 235L24 241L17 244H3V246H0V264H39L36 257L44 254L48 238L33 227L30 217H25L24 232ZM8 238L9 235L7 233L0 232V243ZM57 247L63 250V246L57 245ZM64 259L71 264V257L65 256Z\"/></svg>",
  "mask_w": 264,
  "mask_h": 264
}]
</instances>
